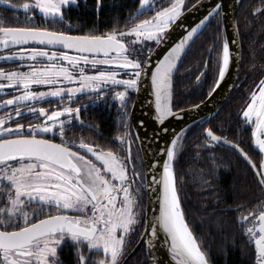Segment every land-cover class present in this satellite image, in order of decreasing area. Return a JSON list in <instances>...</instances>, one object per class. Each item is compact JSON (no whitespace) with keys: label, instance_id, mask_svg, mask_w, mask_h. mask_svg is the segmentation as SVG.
<instances>
[{"label":"snow or ice","instance_id":"snow-or-ice-1","mask_svg":"<svg viewBox=\"0 0 264 264\" xmlns=\"http://www.w3.org/2000/svg\"><path fill=\"white\" fill-rule=\"evenodd\" d=\"M78 3L0 0L8 10L25 14L23 21L16 17L12 24L0 19V62L17 64L11 69L0 67V94L8 97L0 99V264H64L65 247L74 249V264H126L134 251L130 245L139 240L150 264H162L155 256L159 243L167 248L169 264H212L186 218L181 197L185 176L176 170L191 126L172 129L170 142L158 149L164 158L144 165L147 150L134 129L145 121L134 123L137 101L133 97L149 83L154 121L164 133L170 131L164 127L169 118L182 119L187 111L200 109L205 100L187 109L175 104L173 79L195 38L216 17L224 19L223 0H216L156 61L153 56L167 42L169 30L182 26L177 21L184 12L202 5V0L191 8L186 0H166L165 4L138 0L123 27L104 31L73 30L67 9ZM101 4L97 0V10ZM250 16L245 18L244 30L250 31L260 21L255 35L264 34V0L251 6ZM217 29L222 30L220 22ZM233 32V40L226 34L217 36L219 48L215 42L210 45L209 58L197 68V83L211 72L207 98L217 93L233 63L238 65L243 58V31L238 23H233ZM249 54L251 67L245 75L251 71L260 76L247 91L238 115L252 127L258 159L226 134L230 131L226 122L214 128L201 121L196 125L200 142L194 145L200 150L194 155L199 166L189 165L187 171L193 173L201 194L213 198L209 219L217 231L225 232L230 223L226 214L235 212L252 264H264V42L257 45L252 40ZM81 95L92 104L107 102L109 97L118 102L117 133L109 144L68 137L66 129L74 127V121L82 127H97L84 124L81 110L87 105L77 103ZM53 98L59 107L39 106L51 104ZM135 145L139 147L134 152ZM222 145L238 152L249 166L257 193L253 199H241L250 190L246 183L233 188L231 204L229 194L218 187L220 170L233 166L216 154ZM137 163L144 165L143 171ZM149 191L159 192L151 215L142 204ZM246 204L251 207L245 208ZM202 206L208 210V204Z\"/></svg>","mask_w":264,"mask_h":264},{"label":"trees","instance_id":"trees-1","mask_svg":"<svg viewBox=\"0 0 264 264\" xmlns=\"http://www.w3.org/2000/svg\"><path fill=\"white\" fill-rule=\"evenodd\" d=\"M196 0H186L189 7ZM24 0H13V3H23ZM161 4H165L166 0H159ZM258 3V0H240L237 12V23L243 31V58L241 60L240 76L237 85H242L233 90L223 106L211 116L203 118L192 124L191 130L188 132V138L185 145V150L182 152L176 163L178 173L185 176V184L181 188L182 205L185 209L186 218L193 228L195 234L202 242L204 249L209 253L212 264H252V256L247 252L246 237L242 234L240 228L235 223V212H228L227 218L230 223L226 226L225 232L217 231L216 224L210 221L209 214L211 213L212 197L205 198L201 194L197 184L193 181V173L187 171L189 165L196 168L198 163L194 159V155L199 149L194 145L199 143V129L196 126L201 121H205V125L211 123L212 126L218 127L221 122H226L230 131L226 134L230 138L237 140L241 146L249 151L254 159H258V150H254L252 144V127L243 123V118L238 115L241 108L244 106L247 99V91L254 86V82H258L259 72L246 71L250 69V54L249 45L252 40H256L257 45L264 42V34L256 36L259 32L258 24L250 31L245 29V18L251 19V6ZM97 0H79L78 4H74L67 9V17L73 25V30H89L99 29L104 31L113 26L123 27L124 22L130 14H134L138 7V0H102V4L97 10ZM23 11V10H20ZM20 11L8 10L6 6H0V19H4L6 24H12L11 15L20 14ZM146 15H151L147 13ZM264 20V18H261ZM22 21V20H21ZM37 21L40 23L42 19L37 16ZM221 21V17H216L211 21V24L202 30L195 38L194 43L188 48L182 63L179 65V71L175 73L173 79L174 102L177 106L184 108L193 103H198L207 96L211 83V72L204 77L200 83L195 81V75L198 74L197 68L203 59L209 58L207 49L215 42L219 48V40L217 36L224 35L222 30L218 31L217 24ZM257 49V55H259ZM211 55H215L212 53ZM134 98V97H133ZM117 103L111 99L107 100V114H101L102 111L95 110L94 118L100 122L101 128L107 133V141L100 140L102 145L109 144L111 138L117 133ZM105 111V112H106ZM104 112V111H103ZM231 119L228 120V117ZM224 134V133H221ZM99 143V142H98ZM115 147V145H112ZM216 154L223 157L225 160H230L232 163L231 169H221L218 173L219 184L229 194V203H233L231 193L234 187H242L245 183L250 186V190L244 194L241 199H253L255 197L256 188L253 173L250 171L244 159L239 156L238 152L228 147L227 145L219 146L215 149ZM125 153H122L124 155ZM143 205L145 196H143ZM208 204V210L205 211L202 205ZM223 207V204L221 205ZM251 207L246 204L245 208ZM140 231V229H138ZM136 242L130 245L134 246ZM62 259L64 264H74V249L65 247ZM127 264H149L144 246H141Z\"/></svg>","mask_w":264,"mask_h":264},{"label":"water","instance_id":"water-1","mask_svg":"<svg viewBox=\"0 0 264 264\" xmlns=\"http://www.w3.org/2000/svg\"><path fill=\"white\" fill-rule=\"evenodd\" d=\"M216 2V0H202V5L197 6L196 9L186 11L182 15L181 19L177 21L178 25H174L173 29H170V35L167 39L165 44H162L159 49L156 50V55L153 56V61L161 59L164 54L175 44L177 43L188 28L194 26L198 21L206 14V12L211 8V6ZM196 1L193 3L195 4ZM224 3V19L222 20V26L224 35L226 34L230 40L236 39V36L233 32V23H237V12L240 2L238 0H223ZM191 4V5H193ZM191 5L189 8H191ZM4 6V5H0ZM236 46L233 45V50L235 51ZM241 68V61L237 65L233 63L230 68L229 74L226 76L225 81L222 82L220 88L218 89L217 93L214 94L213 97L207 98V96L203 99L205 103L201 105L200 109L196 111H187L183 118H169L166 122L164 127H168L170 131L168 133H164L161 128L162 126L154 121V108L153 105L150 103L153 97L151 95V89L149 87V83L145 82L141 92L134 96L133 99L137 101L136 107L133 110V121L134 123H138L139 120H144L145 125L138 126L134 129V131H138L143 138V149L147 150V159L144 161V165L150 163L153 159H163V154L158 152L159 148H164L169 142L172 136V129L179 130L181 127L185 125H192L193 121L197 122L203 118L211 116L212 114L216 113L226 102L228 97L233 92L234 88L231 87L234 83L237 84L240 74ZM175 76V75H174ZM184 107L185 109L189 108ZM155 133V135H154ZM139 146V145H138ZM143 155V152H141ZM243 158V157H242ZM246 162V161H245ZM144 165L143 170H144ZM159 195V192H148L145 195V203L144 206L148 210V215H151L153 211L157 208L156 198ZM144 246L143 240H139L134 244L132 249L134 251L128 257L126 264L129 260L134 256L137 250ZM145 254L147 260L150 264V259L148 257L147 251L145 249ZM155 256L158 261L162 262V264H169V256L167 252L166 246L162 243L157 244Z\"/></svg>","mask_w":264,"mask_h":264},{"label":"flooded vegetation","instance_id":"flooded-vegetation-1","mask_svg":"<svg viewBox=\"0 0 264 264\" xmlns=\"http://www.w3.org/2000/svg\"><path fill=\"white\" fill-rule=\"evenodd\" d=\"M24 16H25L24 12L20 11V14H17L15 16L11 15V21L13 22L16 19V17H19L20 21L21 20L23 21ZM42 22H43V20H42ZM0 67H4L6 69H11V68L17 67V64L16 63L0 62ZM239 76H240V74H239ZM4 82L6 83V81H4ZM5 91L9 92L10 94H16L14 91H12L10 89H6ZM6 98H8V97L4 96L3 94H0V99H6ZM77 103L87 105L86 108H82V110H81V117L84 121V124L85 125L92 124V125H95L97 127H93V128L82 127L78 121H74L75 126L70 128V129H66L68 137L76 139L77 142L79 141V138L81 136H83L86 141H96L99 143H100L99 139L103 140V141H107L106 131L101 128L100 122L94 118V116L96 115L95 110L102 111L101 114H103V113L107 114V111H106L107 110V102L99 101L96 104H92L89 101L87 96L81 95L79 100L77 101ZM39 106L46 107V108L47 107L55 108V107H59V104L57 103L55 98H53L51 101V104L45 102V103L40 104ZM73 106H75V104ZM29 119H30V117H29ZM57 142H59L58 137H57ZM138 147H139L138 145L134 146V152L136 151V149ZM137 167H138V169L143 171V166L141 164L137 163ZM144 203H145V200H144ZM142 204H143V200H142Z\"/></svg>","mask_w":264,"mask_h":264}]
</instances>
